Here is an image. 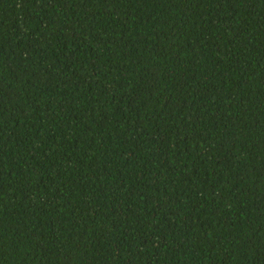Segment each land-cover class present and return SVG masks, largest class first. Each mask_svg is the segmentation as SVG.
Listing matches in <instances>:
<instances>
[{
    "label": "trees",
    "instance_id": "1",
    "mask_svg": "<svg viewBox=\"0 0 264 264\" xmlns=\"http://www.w3.org/2000/svg\"><path fill=\"white\" fill-rule=\"evenodd\" d=\"M0 264H264V0H0Z\"/></svg>",
    "mask_w": 264,
    "mask_h": 264
}]
</instances>
